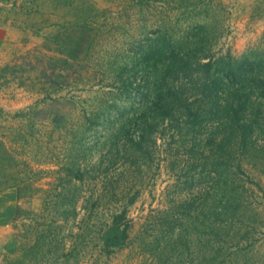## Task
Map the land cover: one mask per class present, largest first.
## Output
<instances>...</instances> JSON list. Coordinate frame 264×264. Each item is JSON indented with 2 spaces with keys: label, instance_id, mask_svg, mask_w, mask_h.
Wrapping results in <instances>:
<instances>
[{
  "label": "rangeland",
  "instance_id": "rangeland-1",
  "mask_svg": "<svg viewBox=\"0 0 264 264\" xmlns=\"http://www.w3.org/2000/svg\"><path fill=\"white\" fill-rule=\"evenodd\" d=\"M261 94L264 0H0V264H264Z\"/></svg>",
  "mask_w": 264,
  "mask_h": 264
},
{
  "label": "trees",
  "instance_id": "trees-1",
  "mask_svg": "<svg viewBox=\"0 0 264 264\" xmlns=\"http://www.w3.org/2000/svg\"><path fill=\"white\" fill-rule=\"evenodd\" d=\"M223 85H225V84H223ZM173 90H175V91H173ZM172 91L173 92H170V94L173 95V97L176 99L175 93H178V91H182V88H179V87H176V86L173 85ZM204 97H206V95L201 94V100H200L201 102L204 101ZM261 99H264V94H261ZM176 100L177 101H184L186 103V99L185 100L184 99H182V100L176 99ZM260 103H261V101L259 100L258 101V104H260ZM228 106L229 105H228V102H227V107H225V109L220 114V116L223 115V117L221 119L222 121L221 122H218V124L220 126H222L224 124V122H227V121L228 122H232L233 119H236L237 121H239L242 118L241 116H238V113H239V111L237 110L238 103L237 104L232 103L230 105V107H228ZM246 106H251V108H252V106H253L252 101L245 102L241 106V107H243L241 109V111H240L241 113L246 108ZM252 110H253V108H252ZM219 125H217V126H219ZM245 127L246 126L244 124L241 125V124L238 123V126H236V129L239 131L240 129H244ZM126 234L127 233H126V230L125 229H121L120 226L114 225L113 227H111L110 229H108L107 232L105 233V239H106V242L107 243H111L112 245H120L126 239V237H127Z\"/></svg>",
  "mask_w": 264,
  "mask_h": 264
}]
</instances>
